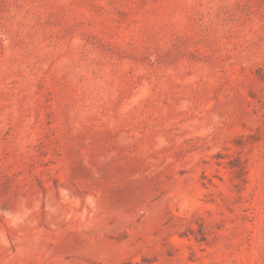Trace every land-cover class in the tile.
<instances>
[{"label": "rangeland", "instance_id": "374dc122", "mask_svg": "<svg viewBox=\"0 0 264 264\" xmlns=\"http://www.w3.org/2000/svg\"><path fill=\"white\" fill-rule=\"evenodd\" d=\"M0 264H264V0H0Z\"/></svg>", "mask_w": 264, "mask_h": 264}]
</instances>
